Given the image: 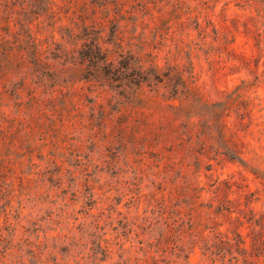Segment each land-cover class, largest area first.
Returning a JSON list of instances; mask_svg holds the SVG:
<instances>
[{"label":"rangeland","instance_id":"rangeland-1","mask_svg":"<svg viewBox=\"0 0 264 264\" xmlns=\"http://www.w3.org/2000/svg\"><path fill=\"white\" fill-rule=\"evenodd\" d=\"M64 1L55 15L37 8L34 15L19 14L20 3L6 10L0 0V39L22 55L16 64L0 56V150L12 160L0 168V264H123L151 256L166 264L180 254L155 253L171 234L168 217L188 229L191 213L202 237L179 240L190 257L175 264H237L203 253L223 237L236 254L238 233L248 256L263 252L264 228L245 217L253 209L264 225V0H139L150 15L119 20L121 27L107 22L112 12L98 13L107 29L94 44L115 66L129 64L123 87L106 81L103 62H82L93 42L70 19L59 20ZM18 20L33 22L32 31H20ZM115 30L118 40L110 36ZM233 94L240 97L225 106L223 123L244 163L222 154L225 142L216 126L214 133L205 128L196 104V97L221 103ZM195 188L198 203L190 196ZM224 205L234 211L231 222L215 214Z\"/></svg>","mask_w":264,"mask_h":264},{"label":"trees","instance_id":"trees-1","mask_svg":"<svg viewBox=\"0 0 264 264\" xmlns=\"http://www.w3.org/2000/svg\"><path fill=\"white\" fill-rule=\"evenodd\" d=\"M4 1V7L6 10H9L11 6L15 7L17 3H20V9L18 11L19 14H27L31 13L34 15H38V13L35 12V8L38 10H43V12L50 13L52 15H55V8H58L61 10L63 6L60 4V0H1ZM65 5L67 6L68 11L65 13L64 17H59L60 21H63V19H70L72 23L75 26H80L82 28V32L84 33V37L90 42H93L92 47L89 48V50H83L81 52V60L82 62L88 61L91 64H94L96 66L99 62H103L101 68H103L107 74V80L106 81H113L116 83H122L120 87L128 86L129 81L127 83L120 82L121 77H123L125 74V70L129 68V64H123L120 63V66H115V61L112 59H109L107 56H103L101 53L100 46L94 44L96 42V37L98 40H100L101 36H96V34L104 33L107 29V24L105 21H100L102 17H97L98 13L104 14L111 12L115 15L114 18L110 19L107 17V22L110 24H114V22H118L121 27V21L119 20H126L128 22H132V20H135L136 22L139 20V12L144 13V16L150 15L148 12V7L145 5H142L141 1L134 0V4L130 7V9H127L130 2L129 0H65ZM103 2V4H101ZM127 3V4H126ZM179 3H177V6ZM45 7V8H44ZM99 9V10H98ZM71 16H73L71 18ZM151 17L153 18V14H151ZM120 18V19H119ZM39 19V16L38 18ZM262 25L264 26V16H262ZM88 20L90 23H88ZM19 26L20 31H22L24 34H26L28 31H32V25L33 22H23L22 20H18V22L15 24ZM136 26H138L136 24ZM10 27V24L8 25ZM4 29V27H2ZM216 31V30H215ZM217 34V33H216ZM264 35V34H263ZM73 36H78L73 34ZM112 38L115 40L119 39V33L117 30L111 31ZM259 37H261V34H259ZM30 40L32 41V36ZM218 38V36H217ZM4 38L0 39V56L2 59H5L7 63H15L18 58L20 59L22 55H19L15 49V46L13 44L8 43V41L3 42ZM260 43L264 42V40L261 38V40H258ZM236 39L234 38L232 43H235ZM35 41H33V44L31 48H33V51L35 55L37 56V60L33 63L34 68H37L41 64V60L38 58L39 56V48H34ZM87 46V45H86ZM100 67V66H99ZM176 76L174 73L170 75V77ZM168 81L170 80L169 76H166ZM135 80H130V84L137 85L140 89L141 84H136V78H132ZM138 79H142L141 77H138ZM158 79V77L156 78ZM135 81V82H134ZM162 82V81H161ZM141 83V82H140ZM13 96V94H10ZM196 97V96H195ZM240 97L239 95L233 94L230 96L228 102H221V103H209L203 101L202 98L196 97V104L201 109L203 120L206 121L205 128L210 132L214 133L212 128L215 127V134L216 137L223 140L225 142V145L227 147V152H222L225 156L230 157L232 160H235L233 157H231V152L234 153V155L237 156V159L240 163H244L245 160L243 159L242 155L243 152L238 150V148L235 145L234 142L231 144L226 139L225 130H227V125H224L223 120L224 118L229 117V112L225 109V106L229 104V102H236L235 98ZM35 96H32L31 99H34ZM22 102H18L17 105L20 106ZM223 117V118H222ZM230 151V152H229ZM10 164H12L11 157L8 155L3 154V152L0 150V168H6ZM4 174V173H2ZM6 176V175H5ZM6 181V179H5ZM1 187V186H0ZM201 192L198 191L196 188L191 189L190 196L192 199L195 200V203H198L201 199ZM250 195V194H249ZM248 196V195H247ZM251 196H254V194H251ZM230 203V201H228ZM234 211L232 210V207H229V205H224L219 208L218 211L215 212L217 215H221V217L225 218L227 222H231L232 220V214ZM210 215V214H209ZM196 218V215L189 214L188 216V222L187 226L188 229L185 228V222H181L182 218H171L170 223L167 225L169 228V233L166 236H162V238L159 240V245H162V247H158V250L155 251V253L162 252L163 254H166L169 249H172L173 251L180 252L177 253V259L173 262L168 261L166 264H175L179 263L181 260V257L183 256V259L189 260L190 254H184V250L179 245V240H183L184 237H189L194 241H198L195 238L202 236H199L196 234V232L193 230V220ZM247 223L250 224V226L256 225V227H259L260 230H263L264 225L260 224L258 220H255V213L253 209H250V216L245 217ZM208 220L213 222L216 226H218V223L214 222L215 218L208 217ZM219 235H222L221 232L218 233ZM237 237L239 238L238 242L235 244L236 248V254L230 251H226V246L228 244V238L227 240L223 237L220 238L219 243L216 242V244H206L205 246V252L203 253V256H207L208 258H213V263H216L219 259L225 260L227 257H229L228 262L235 261L237 264H264V249L263 252L254 254L253 252L248 256V250H247V242L242 237L241 233L237 234ZM5 239L3 238V235L0 234V242H4ZM28 241L27 239L25 242ZM261 245L264 246V241H260ZM28 245H30V242H28ZM164 245V247H163ZM165 245H167L165 247ZM222 246V247H221ZM256 246L255 244H252V249H254ZM255 250V249H254ZM226 251V254L224 253ZM102 262H106V260H101ZM165 262L164 260H158L156 256H151L146 260H142L139 258H134L133 261L129 259L128 261L124 262L123 264H159V262ZM240 261H242L240 263Z\"/></svg>","mask_w":264,"mask_h":264}]
</instances>
